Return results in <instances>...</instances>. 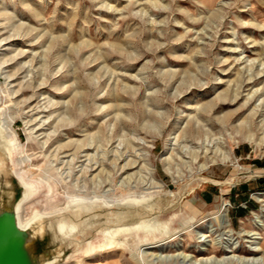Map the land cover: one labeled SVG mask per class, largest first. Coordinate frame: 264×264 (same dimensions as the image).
<instances>
[{
  "label": "rangeland",
  "instance_id": "obj_1",
  "mask_svg": "<svg viewBox=\"0 0 264 264\" xmlns=\"http://www.w3.org/2000/svg\"><path fill=\"white\" fill-rule=\"evenodd\" d=\"M2 1L9 26L33 30L40 44L28 47L23 27L17 41L0 46V61L16 56L0 67V128L19 152L3 158L0 189L12 191L5 186L20 168L38 187L49 181L52 199L37 192L20 211L44 226L56 216L70 220L44 214L68 198L97 201L95 218H82L73 233L79 246L46 244L52 264H239L254 248L263 264L264 0ZM236 92L231 105L205 112ZM240 123L247 127L238 133ZM78 144L88 149L75 153ZM130 162L132 170L120 172ZM91 164L99 165L95 178L83 174ZM148 214L168 239L120 238L93 257L79 254L96 239L80 236L83 226L117 235ZM118 219L129 226H116Z\"/></svg>",
  "mask_w": 264,
  "mask_h": 264
},
{
  "label": "bare ground",
  "instance_id": "obj_2",
  "mask_svg": "<svg viewBox=\"0 0 264 264\" xmlns=\"http://www.w3.org/2000/svg\"><path fill=\"white\" fill-rule=\"evenodd\" d=\"M154 8H159V7L156 4H154ZM161 9H165V8L164 7H161ZM29 10H31V9H29ZM33 13H34L33 16L35 17V19H39L41 17V14H40V12L38 10L34 9L33 10ZM0 19H1V21H4V23L1 22L2 24H0V30H2V29L5 30V29H8L9 27H12L10 31H13V35L11 34V35L7 36L4 39H1V36H0V46L3 47V46H6V45H11L15 41H17V39H19V36H20L19 33L21 32V29L24 26L22 25L23 27H21V24L18 25V26H16L15 28H14V26H9V25H11V22L13 20V17L11 16L10 13H8L7 8L5 7V3L2 0H0ZM1 26L3 28H1ZM24 28H25V31L26 32L23 30V32H24L23 38H26L27 37V40L26 41L30 43L28 47L32 48L34 46H37L35 44L39 41L38 39L40 37L39 38H37V36L36 37L35 36L34 37H31L30 34L31 33L33 34L34 31L33 30H26V27H24ZM43 37L44 36H42V38ZM41 40L42 39H40V41ZM50 40H49V43H48V41H45L42 44V46L44 47L48 43V46L45 49V53L51 49V46H52V42L53 41H52V39H50ZM37 44H40V43L38 42ZM26 53L27 52L21 51L20 53L17 54V57L18 58L19 57L20 58L21 57H24L23 55H26ZM34 56H35V54L32 55V57H34ZM32 57H31V59H32ZM15 58H16V56H15ZM15 58H10L8 60H6V59L5 60H1L0 61V67H4L5 65H7L6 67H8L10 65L9 64L10 62L15 61ZM18 65H19V71L22 70L24 68V66H25L24 64L22 66L21 63H19ZM3 69L4 68H2V70ZM10 77H14V74L11 75ZM10 77H7V78L10 79ZM7 78H6V80H7ZM42 85H44V82H41V83L37 84V87L36 88H40ZM56 90L57 91H61L60 86H57ZM238 97H239V92L238 93L237 92L234 93L233 98H231V96L229 98L228 95L220 96L216 100L211 101L210 103H208L206 105V107H204L205 108L204 110H205V112H211V111H215V108L217 106H219V105H223V106L224 105H231L232 103H234L238 99ZM235 112H230L229 114H226V116L227 117H230V116H233L234 117L235 114H236ZM257 114H258L257 111L252 110V112L250 113V118H252V119L256 118L257 119L258 118V115ZM226 116L224 118H227ZM246 127L243 125V123H240V124H238V126L236 127V129H237L238 133H241V131L244 130V129H246ZM263 128L264 127L262 125L260 127V129H263ZM263 135H264V130H263ZM8 136H9V134H8ZM8 136L0 128V157L2 156V160L0 159V177H1L2 174H4V175L6 174L5 173V170H3V158L5 160V158L6 159L7 158L9 159L12 155H16V154L19 155V152H18V150L16 148V143L13 140H8ZM263 140H264V136L262 137L261 141H263ZM74 150H75V153H77V152L80 153V151L81 152H85L86 151L85 148H84V146L79 145V144L74 148ZM85 157L86 158L87 157L90 158V155L88 156V154H87V155H85ZM166 160H168V159H166ZM224 161H225V159H224ZM167 163H168V161H167ZM126 164H125V166L123 165V167L121 166L122 168H121V171L120 172L126 173L128 170L131 169L132 163L131 164H127V165ZM17 165L19 166V165H21V163L19 164V162H18ZM87 167L88 168H86L84 170V172H83L84 175L89 174L90 176H92L99 169L98 168L99 165H98V167H96V164H91L90 166H87ZM10 174L17 181V183L22 188V195H21L20 199L16 203H14V209H15V213H16V220H17L18 227L21 230L28 231L30 228H33V226L36 225V227L38 228L37 231H36L37 234L42 236L45 233H49L51 235V242H52V244H58L60 246L64 245L66 248L67 247H70L73 244L79 246L80 243L79 242H75L72 239L73 233L75 232V230L77 229V227H81L82 225H84L85 222L82 221V218L88 217V216H89V220L95 218V216L90 217V215L93 214L95 212V210L97 209V204H96L97 201L96 202L95 201L94 202H91V200L90 201H87V200H84V198H68V201H67V203H66V205H65V207L63 209L54 210L52 212H47V213L44 212V214L46 216H48V215L49 216H52V215H55L56 213L57 214H59V213L65 214L66 215V218L68 217L70 219L69 221H66L64 219L65 217L62 218L60 216H56L55 218H52V221H51L50 224L44 226L42 224H38V222H40V218L37 219L35 216L33 218H31V219H28V220H22L20 218V211H21L23 205L34 194H37V192H43V191H45L46 193H45V196L44 197L46 198V200L50 201L52 199V195H53V192L54 191H53L52 186H50V184H47L49 181L47 183L46 182H43V181H40L39 182V187L36 186V185H34V184H32V183H30L26 179V177H25L23 171L21 170V168H20V170L16 169V171H11ZM93 176H94L93 178H95L96 174H94ZM99 176H97V177H99ZM127 177L129 179L131 178L130 175H127ZM42 179L43 178H41V180ZM152 186L155 187V188H160L161 187L158 183H152ZM259 203L261 204V207L264 208V195H262V194H260ZM146 206L147 205L145 204V207ZM47 207H48V205H47ZM111 208L112 207H109V209H111ZM147 213H150V212H147ZM219 213H220V216L218 218H219L220 225H225L227 223V221H226V215H225L226 209L220 207V209L218 210L217 214H219ZM120 217H122V216H120ZM147 217L148 218H146V219H144L142 221L136 222L138 224V228H129V227H126V228L122 229L121 232L118 233L117 235H114V233L116 232V230H113L112 231L110 229H105L103 231H101V230L97 231V229L96 230L95 229H92V228L87 229L86 226H83L82 228H80V230L77 231V233L80 236H82V237H84L86 235L89 236V234L92 235L93 233H96L94 235L96 237V239L95 240H91L89 238L85 242V247L82 249V251L79 252V254H81L85 258L93 257V256L97 255L103 249L102 247H105V243L106 242H109L110 245L112 246V248H115L120 243L118 241L120 238H123L124 239L126 237H131V238L135 239V238L152 237V236H155V235H157V236H161L162 235L163 239L166 240V239H168L170 237V234L171 233L166 229V227L164 225H160V224L157 225L156 223L152 222L153 217H152L151 214H148ZM34 219H35V221H34ZM123 220L124 219H118L115 222L116 223V226L117 225L129 226L128 224H126V221H123ZM106 225H108V224H105L103 226L105 227ZM128 239H130V238H128ZM162 246H163V243L160 244V245H153V246H151L149 248H146L144 250H150V249L151 250L152 249H158V250H160V249H162ZM260 252H262V249L261 248H256V249L254 248V249L250 250L249 257L246 258V259H244V260H241L240 259L239 260V262H240L239 264H260L255 259V256L257 254H259ZM59 253H61V252H57V254H59ZM56 258H57L56 256H53L51 260L42 258L40 260L39 264H52L56 260ZM218 264H223V261L222 262H218Z\"/></svg>",
  "mask_w": 264,
  "mask_h": 264
},
{
  "label": "water",
  "instance_id": "obj_3",
  "mask_svg": "<svg viewBox=\"0 0 264 264\" xmlns=\"http://www.w3.org/2000/svg\"><path fill=\"white\" fill-rule=\"evenodd\" d=\"M6 187L12 191L0 189V264H39L42 258L51 260L46 244H57H52L49 233L38 235L36 225L28 231L18 227L14 203L20 199L22 188L14 178Z\"/></svg>",
  "mask_w": 264,
  "mask_h": 264
}]
</instances>
